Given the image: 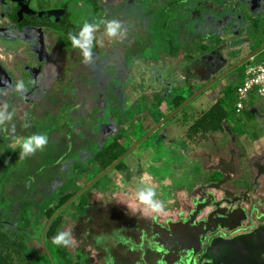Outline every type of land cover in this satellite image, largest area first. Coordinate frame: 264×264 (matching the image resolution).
Here are the masks:
<instances>
[{"label": "rangeland", "instance_id": "obj_1", "mask_svg": "<svg viewBox=\"0 0 264 264\" xmlns=\"http://www.w3.org/2000/svg\"><path fill=\"white\" fill-rule=\"evenodd\" d=\"M121 1H127L129 4L115 19L122 23L124 30L127 22L132 30L142 31V35L148 37L150 44L149 50L144 52L142 50L145 45L137 46L140 50L138 55L119 67L124 78L119 77L114 82V79H111V67L95 66L94 71L91 69L92 73L88 64L82 62V56H78L79 52L69 56L68 61L64 63L57 58L53 59L54 70L51 71V66L45 67L41 79L43 84L41 81L34 82V77L37 79V70L40 71L45 66L42 59L49 54L50 45L41 43L38 30L15 26L8 31L25 35L6 34L8 32L2 30V33L0 30V88H4L5 82L15 83L21 80L27 86L23 96L10 93L6 88L4 94L0 95V105L6 102L9 104L8 110L16 113L0 130V215L17 213L18 206L24 199L43 201L53 197L54 190L68 181L74 164H84L86 171L81 174V179L74 189L80 190L88 186V207L84 216L76 219L71 216L73 210L64 211L63 223L55 235L58 232L70 231L72 243L68 245V249L73 255H80L85 264H100L105 252L102 245L95 242L94 236L99 232L108 233L110 228H107L118 223L117 208L122 207H114L109 201L133 199L132 204L143 207L144 204L135 196L138 187L152 188L156 201L170 199L171 191L191 180L188 178L194 175L195 167L205 163V156L211 153L216 145L247 144L239 162L241 169L246 168V176L252 175L247 166L248 162L259 154H264V96L253 102L250 109L254 117L253 124L259 128L252 127L235 115L219 132L203 137H187V129L192 121L220 96L226 84L236 80L237 74L232 71L193 96L184 112L179 110L160 122L173 112L169 99L175 88L178 90L184 87L187 91L197 89L219 72L225 71L251 54L244 32L247 23L242 21V7L251 15L262 17L264 0H190L187 7L190 26L197 20L210 21L208 34L223 35L227 38L218 49L192 65V75L189 77L191 89L185 87L188 83L183 63L163 55L158 50L156 21L162 20L161 6L167 4L168 0H109V3L118 4ZM185 2L186 0L182 1ZM181 5L175 9L178 15L182 13ZM82 6H72L69 9L76 11L78 16L88 14L85 10L87 7ZM8 13V3L0 0V28L10 27ZM105 13L93 16L95 23L99 25L95 38H100V48L94 43L93 49L99 55L111 52L110 63L114 64L118 59L112 52L115 49H112L114 44L110 47L107 45L112 39L106 37L104 30H101L102 21L108 20L104 19ZM109 19H112V16ZM223 24L225 27L219 29ZM198 29L199 26L196 30ZM48 33L53 34L50 31ZM115 39L113 38L114 41ZM100 50L102 52L99 53ZM31 58L40 63L35 70H31L28 65ZM252 60L253 58H250L245 63L248 64ZM65 66L71 71L67 72L68 75L74 78L71 82L60 79V72L67 68ZM81 76H85V82L81 80ZM32 85L35 87L34 93ZM118 107L121 112L126 113L125 122L129 125V131L121 142L125 148L133 151L128 152L121 160L126 169L115 171L111 168L98 182H94L98 172L92 164L91 151L88 152V149L110 142L120 121L126 125L119 117L110 115V112ZM27 108L30 113L24 112ZM64 108L68 109L62 113ZM93 110L98 112L91 115ZM66 115L85 119L93 117L88 121L89 127L80 128L82 121L74 117L65 120ZM121 116H124L123 113ZM157 121L160 126L163 123L161 127L157 126ZM25 124L28 127H24ZM253 131L259 133L258 141L252 138ZM32 134L47 136L48 143L43 151L20 158L19 149L13 150L9 145L14 138ZM141 137L142 139H139ZM137 139V146H134L133 143ZM81 147H86L85 153L76 154L74 151ZM167 158L175 160L170 164L174 170L170 173L159 172L158 168ZM31 213L35 228L30 226L28 244L33 252H43L47 248L40 243L39 234L45 219L34 211ZM46 254L47 264H62L48 251Z\"/></svg>", "mask_w": 264, "mask_h": 264}, {"label": "flooded vegetation", "instance_id": "obj_2", "mask_svg": "<svg viewBox=\"0 0 264 264\" xmlns=\"http://www.w3.org/2000/svg\"><path fill=\"white\" fill-rule=\"evenodd\" d=\"M5 1L9 5L7 18L11 23L8 28L1 27V32H8L15 26L38 30L41 43L50 45L51 53L42 59L45 61L42 76L45 67L51 66V71L54 70L53 59L64 63L75 52L81 55L65 36L64 31L70 29L68 26H81L91 19V23L96 24L93 16L103 12H106L104 19L111 20L110 16L115 19L116 15L113 14L121 13L129 4L127 1L111 4L109 0ZM78 5L87 7L85 10L88 14H79V18L76 11L69 9ZM94 9L95 13L92 14ZM35 14H41L42 21L32 19ZM49 15L51 18L44 20ZM68 19L74 23L69 25ZM58 33L64 37L61 41L57 38ZM6 34L25 35L16 32ZM99 41V37L95 38L94 43L99 46ZM116 42L112 39L107 45L110 47L113 43L116 47ZM28 65L35 70L40 64L31 58ZM67 72H71L69 67L64 69V75L60 72V79L71 82L66 81L68 78L74 79ZM84 77L81 76V80ZM160 122L157 121V126ZM127 128L128 132L129 125ZM259 138L254 140L258 141ZM139 139L135 140L134 146H137ZM246 146L216 145L205 156V163L195 167L188 183L171 191L170 199L160 200L162 207L158 211H152L146 205H134L133 199L109 201L112 206L122 208H117L118 223L108 227V233L99 232L94 236L95 242L102 245L105 252L100 264H264V154L248 162L252 175L246 176V168L241 169L239 163ZM132 151L127 148L124 154ZM174 161L167 158L158 168L159 172H172L174 169L170 164ZM107 171L96 178L99 180ZM123 240L131 255L120 260L115 255V247L119 245L122 248Z\"/></svg>", "mask_w": 264, "mask_h": 264}, {"label": "trees", "instance_id": "obj_3", "mask_svg": "<svg viewBox=\"0 0 264 264\" xmlns=\"http://www.w3.org/2000/svg\"><path fill=\"white\" fill-rule=\"evenodd\" d=\"M182 1L183 0H168L167 4L161 6L162 20L156 21L158 26L155 28L157 29L159 36V52L183 63V70L188 83L185 87L191 89L189 85V77L192 75V65L200 62L203 57L210 55L214 50L218 49L226 42L227 38L223 35L208 34L210 21L203 22L202 20L198 22L197 20L190 26L189 18L187 17V14L189 13L187 7L190 0H186L185 3H182ZM179 4H182L181 15H178L175 10ZM54 12L60 13L62 11L55 10ZM94 13L95 9L93 10L92 14ZM117 14L118 13L115 12L113 15L115 16ZM242 15V21L247 23V27L245 28L244 32L248 38L249 47L252 52L264 44V16L259 17L256 15H251L245 7H242ZM67 22L69 25L74 23V21H70L69 19ZM91 22H93L92 19L88 21V23ZM127 24L128 23H126L125 27V37L123 39L116 38L115 40H117V46L112 47V49L115 48L112 52L117 56V61L114 64L110 63V59L112 57L111 52H106L107 54L103 52V54L99 55L98 52L92 49L93 59L91 63H88L89 69H92L93 71L95 70V66L96 68L102 67L104 65L111 67V79H114L112 82H114L119 77L124 78L123 72L119 69V67L122 64L123 66L126 65L130 60L138 55L140 50L137 46L145 45V49H143L142 52L149 50L150 40L148 37L142 35V31L140 32L139 29L136 31L135 29L132 30V27L128 26ZM82 25L83 24H81V26ZM81 26H68L70 29L65 30L64 33H66V35H64L68 37L69 33L77 32ZM198 26L199 29L196 30ZM224 27L225 24H223L219 29ZM101 29L104 30V26H101ZM58 32L60 33V31ZM59 33L57 38L59 41H61V38L64 37H60ZM98 48H100V46H98ZM100 52L102 51L100 50L99 53ZM63 54L66 57L65 51ZM253 60L257 63L264 61V49L258 53L253 58ZM244 68L245 64H242L241 66H238L232 70V72L237 74L236 80L226 84L222 89L220 96H218L208 108L202 110L199 113V116L192 121L187 129L188 138H194L195 136L203 137L209 133L221 131L224 124L231 122V117L235 116V91L238 85L241 84ZM222 72L216 74L197 89L187 91L184 90V87L181 89L179 88L178 90L175 88L171 94V98L169 99V103L173 107V110L180 107L194 92H196ZM37 73V79L34 77V82L38 81V83H40L43 73L42 69H40V71L38 70ZM62 75H64V70H62ZM66 80L71 81L72 79L68 78ZM34 90L35 87L33 86V92ZM253 102L254 98H251L239 114V117L244 119L247 124H250L252 127L256 128V125L253 124V114H251L248 109ZM186 107L187 104L181 109V112H184ZM66 109L68 108H64L62 113ZM29 110L30 109L27 108L24 112L30 113ZM96 112L98 111L93 110L91 115ZM122 113L124 115L123 117L121 116ZM112 114L119 117L120 120L122 119L125 124L127 123L125 122L127 117L124 112H121L119 107L112 110L110 115ZM244 116L245 118H243ZM68 117L74 116L66 115L64 116V119L66 120ZM92 117L93 116L89 117V119H85L83 117L74 118H77L83 122L80 127L82 128L83 126L89 127L88 121ZM118 124L119 125L116 129V133L112 135V140L110 142L102 144L99 147L96 145L92 149H88V152L91 151V161L92 164L96 166L98 172L97 176L102 173H106L108 169L114 168L116 170H120L123 167L122 161L119 160V158L127 151V148L124 147L121 140L127 132L128 124L124 126L121 121ZM91 132L94 133L93 131ZM258 137L259 133L253 131L252 138L258 139ZM82 147L74 152H76L78 155L84 154L86 147L84 149H82ZM116 161L118 162L112 166ZM83 166L85 165L74 164V167L70 171V177L68 178V181L59 186L58 189L56 188L54 190L53 197L43 201L24 199L20 202L17 213L0 215V264H47L46 251L51 253L59 263L85 264L83 261H81L82 259L80 255H73L70 252L68 246L58 247L51 243L56 231L63 223L64 211L73 210L71 216L76 219L78 217L84 216L88 207V186H85L80 190L74 189L76 183L81 179H79V177L86 171V168ZM96 177L94 182H98ZM33 211L45 219L39 234L40 243L46 245L47 248L44 249L43 252H33L28 244L30 239V228H35L33 227V223L31 221V212Z\"/></svg>", "mask_w": 264, "mask_h": 264}, {"label": "clouds", "instance_id": "obj_4", "mask_svg": "<svg viewBox=\"0 0 264 264\" xmlns=\"http://www.w3.org/2000/svg\"><path fill=\"white\" fill-rule=\"evenodd\" d=\"M102 23L104 25V35L109 39H123L125 37L126 32L119 20H104ZM98 27V24L85 22L77 32L68 34V40L74 49L80 51L82 62L85 64L92 62V49L94 46L95 32ZM5 88L8 92L20 96H23L27 91V86L22 80L15 83L5 82L4 88H0V95L4 94ZM8 109V103L5 102L0 105V130L3 129L6 122L11 121L16 115L15 111H9ZM24 127H28V125L25 124ZM47 143V136L43 134H32L23 138H14L9 147L13 150L19 149L20 158H24L37 151H43ZM135 196L139 202L146 205L152 211H158L162 207L161 202L154 200L155 191L150 187H138ZM51 243L58 247L70 245L72 243L70 231L58 232L52 238Z\"/></svg>", "mask_w": 264, "mask_h": 264}, {"label": "built area", "instance_id": "obj_5", "mask_svg": "<svg viewBox=\"0 0 264 264\" xmlns=\"http://www.w3.org/2000/svg\"><path fill=\"white\" fill-rule=\"evenodd\" d=\"M234 110L239 114L250 96H264V61L250 62L244 68L241 84L236 88Z\"/></svg>", "mask_w": 264, "mask_h": 264}, {"label": "water", "instance_id": "obj_6", "mask_svg": "<svg viewBox=\"0 0 264 264\" xmlns=\"http://www.w3.org/2000/svg\"><path fill=\"white\" fill-rule=\"evenodd\" d=\"M41 14H35L33 15L32 19H36V20H40L41 19ZM50 15L48 16V18L44 19V20H49ZM18 20H19V15H18ZM20 23H23L22 21H20ZM264 49V44L259 47L258 49L254 50L253 52H251V54H249L246 58H243L242 60H240L239 62H237L236 64L230 66L229 68H227L224 72L220 73L218 76H216L215 78H213L212 80H210L208 83H206L203 87H201L198 91H196L194 94H192L180 107L176 108L173 112H171L168 116H166L165 118H163L161 120V122L165 121L167 118H169L170 116H172L174 113H176L177 111L181 110L192 98L193 96L199 94L200 92H202L203 90H205L207 87H209L214 81H216L217 79H219L220 77L224 76L226 73L230 72L231 70H233L234 68L244 64L247 60H249L250 58H252L254 55H256L257 53H259L260 51H262ZM125 154H123L119 160H121L124 157ZM118 160V161H119ZM118 161H116L112 166H114ZM226 181V180H224Z\"/></svg>", "mask_w": 264, "mask_h": 264}, {"label": "crops", "instance_id": "obj_7", "mask_svg": "<svg viewBox=\"0 0 264 264\" xmlns=\"http://www.w3.org/2000/svg\"><path fill=\"white\" fill-rule=\"evenodd\" d=\"M252 52H253V51H252ZM260 52H261V51H260ZM260 52H259V53H260ZM257 54H258V53H257ZM257 54H256V55H257ZM163 55H164V54H163ZM256 55H254L252 58H254ZM252 58H251V59H252ZM249 60H250V59H249ZM247 61H248V60H247ZM238 62H239V61H238ZM250 62H255V61L252 60V61H250ZM250 62H249V63H250ZM235 64H236V63H235ZM244 64H245V66L247 65V63H244ZM240 66H241V65H240ZM234 69H235V68H234ZM234 69H233V70H234ZM231 71H232V70H231ZM223 72H224V71H223ZM198 90H199V89H198ZM251 98H254V102H255L256 100L261 99L260 97H257V96H253V95H252V96H250V98H249V100H248L247 102H249ZM247 102H246V105H247ZM211 104H212V103H211ZM211 104H210V105H211ZM210 105H209V106H210ZM252 105H253V103H252V104L249 106V108H248L251 114H252V111H251L250 109H251V106H252ZM209 106H208V107H209ZM208 107H207V108H208ZM246 107H247V106H246ZM243 109H244V108H243ZM243 109H242V110H243ZM242 110H241V111H242ZM240 113H241V112H240ZM240 113H239V114H240ZM234 114H235L236 116H239V114H236V113H234ZM256 127H258V126H256ZM222 129H223V128H222ZM216 132H219V131H216ZM213 133H214V132H213ZM258 138H259V137H258ZM122 169H126V168H125V165H123V167H122L120 170H122ZM153 174H155V172H153ZM118 200H120V199H118ZM122 242H124V246L121 248V246L117 245V246L115 247V248H116V249H115L116 252H115V251H114V252H115V255L117 256L118 259H120V260H121V259H122V260L124 259V260H125V259L127 258V256H130L131 254H130L129 251H127V246H126L127 243H125V240H123ZM119 250H120V253H118ZM121 250H122V252H121ZM117 253H118V254H117Z\"/></svg>", "mask_w": 264, "mask_h": 264}]
</instances>
